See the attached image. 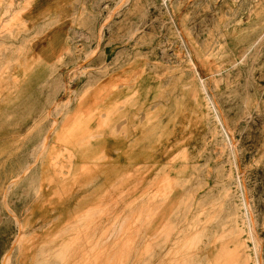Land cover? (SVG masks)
I'll use <instances>...</instances> for the list:
<instances>
[{"label":"rangeland","instance_id":"1","mask_svg":"<svg viewBox=\"0 0 264 264\" xmlns=\"http://www.w3.org/2000/svg\"><path fill=\"white\" fill-rule=\"evenodd\" d=\"M52 3L0 0V258L264 264V0Z\"/></svg>","mask_w":264,"mask_h":264},{"label":"bare ground","instance_id":"2","mask_svg":"<svg viewBox=\"0 0 264 264\" xmlns=\"http://www.w3.org/2000/svg\"><path fill=\"white\" fill-rule=\"evenodd\" d=\"M125 1V0H124ZM128 1V0H127ZM119 2V1H118ZM125 3V2H124ZM123 3V4H124ZM37 5H38V7H37V10L38 11H40V12H46V11H48L49 9H51L52 8V5H54V3H52V0H37ZM121 5V4H120ZM125 5H126V3H125ZM124 6V5H123ZM119 5H117L116 7H114V9L111 11V13H110V15H109V17L108 18H106V20H104V22H103V24L100 26V31L99 32H102L103 31V29L105 28V27H107L106 25L107 24H109V21H110V19H111V17H113L114 16V14H116V12H118L119 11ZM102 34V33H101ZM100 34V35H101ZM78 36V35H77ZM100 37V36H99ZM102 37V36H101ZM192 62V61H191ZM102 66V65H101ZM75 70V69H74ZM202 78V77H201ZM200 79V78H199ZM201 80V79H200ZM114 84V83H113ZM113 84H111L112 86H110V88L109 89H114V87L115 86H117V85H113ZM202 84L204 85V81L202 80ZM108 89V88H107ZM108 92H110V91H108ZM102 91H100V93H98V91H96V95H94L95 97H98V96H100V95H102ZM98 94V95H97ZM74 95H75V93H74ZM101 97V96H100ZM213 98V97H212ZM94 100H95V98H94ZM59 101V100H58ZM57 101V102H58ZM91 101H92V99H91ZM62 102V101H61ZM89 102H90V100H89ZM94 102V101H93ZM114 102V101H113ZM59 103V102H58ZM57 103V104H58ZM61 104V103H60ZM62 105V104H61ZM67 105V103H65V106ZM90 105H91V103H90ZM89 105V106H90ZM63 106V105H62ZM68 106V105H67ZM59 107V106H58ZM92 107V106H91ZM51 108V107H50ZM44 112V111H43ZM59 113V112H58ZM215 113H216V115H217V117L219 118V119H222L223 120V118H222V116L219 114V112L216 110L215 111ZM56 114H57V111H56ZM55 118V117H54ZM76 118V117H75ZM147 123L148 124H146L145 125V127H144V133H145V137L144 138H146V139H148V136L150 135V133H149V131H150V124H151V119H149V121H147ZM33 126V125H32ZM105 126L107 127V130H109L108 132H111V128L109 127L110 126V124H108L107 122L105 123ZM68 127V126H67ZM57 129V132H58V126H56V125H53L51 128H49L46 132H45V136H44V138L42 137V140L40 141V143L38 144V146H37V148H35L34 149V153L35 154H37V155H39V154H41L42 155V152H43V150H44V148L45 147H47V150H46V154H48L49 155V153H51L52 152V150L49 148V144H50V142H51V139H52V136H54L55 138H57V132L55 131ZM63 130V129H62ZM85 131H87V130H85ZM56 132V133H55ZM82 132V131H81ZM60 133V132H59ZM83 133V132H82ZM109 134L110 133H108L107 135H104V136H102V138L99 140V141H106V139H108V136H109ZM115 134V133H114ZM148 135V136H147ZM84 137H86V135L84 134L83 135ZM77 137H78V135H77ZM111 137V136H110ZM75 139H76V137H75ZM62 140H64V139H62ZM67 140V139H66ZM234 146V145H233ZM75 148V147H74ZM76 150V149H75ZM73 152V151H72ZM75 152V151H74ZM90 152V151H89ZM92 154V153H91ZM100 154H102V153H100ZM71 155H72V153H71ZM77 155H79L78 153H77ZM87 156H88V153L86 154ZM90 155V154H89ZM40 156V155H39ZM84 156V155H83ZM94 156H95V154H94ZM35 157V158H34ZM34 157H32V158H34V159H32L31 161H29L28 163H26L25 165H23V167H21V169L19 170V174H26V173H28V172H33L34 171V169H35V165L33 164L35 161H37V156H34ZM79 157V156H78ZM86 157V156H85ZM91 158L90 159H92V158H94L93 157V154L90 156ZM88 158H89V156H88ZM104 158V157H103ZM89 159V160H90ZM33 162V163H32ZM55 162V161H54ZM53 165V164H52ZM84 165H86V164H84ZM35 166V167H34ZM82 166V165H81ZM34 167V168H33ZM45 166H43V167H41L40 169L41 170H44L45 168H44ZM39 169V170H40ZM81 169V168H80ZM83 169V168H82ZM88 169V168H87ZM31 170V171H30ZM84 170V169H83ZM55 171V170H54ZM88 171V170H87ZM17 176V175H16ZM19 176V175H18ZM20 177V176H19ZM23 177V176H22ZM16 178V177H15ZM12 179V178H11ZM14 179V178H13ZM12 179V181H16V179L15 180H13ZM239 180H241L240 179V174H239ZM12 181L11 182H9L8 181V183L9 184H7L6 185V187L7 188H10V186L12 185ZM15 183V182H14ZM240 183H241V181H240ZM242 184V183H241ZM5 187V188H6ZM6 188V189H7ZM8 190V189H7ZM7 193V192H6ZM243 193H244V191H243ZM4 196H6V195H4ZM5 198V197H4ZM5 202H6V200H4ZM237 207V206H236ZM6 208V207H5ZM9 209V208H8ZM248 207H247V211H248ZM10 212H11V214L15 217V220L17 221V223H18V231H17V234H16V236H15V238H14V241L12 242V244H11V247H8V249L4 252V254H3V256H2V258L0 259V264H8L10 261H12L11 259H12V251L11 250H13V249H15L17 246H18V244H17V242L18 241H21L20 243H22V246H23V240L25 241V239H22V237L21 236H23V235H25V233L23 232L24 230L23 229H21L23 226H22V224L20 223V221L17 219V217H16V215H15V213L13 212V211H11L10 210ZM248 213V212H247ZM249 227V226H248ZM24 233V234H23ZM255 235H257L256 233H254V229L251 227L250 228V230H249V237L253 240V249H254V253H255V257H254V263L255 264H261V259L259 258V255H258V249H257V244H256V242H255ZM24 237V236H23ZM239 238V237H238ZM257 238V237H256ZM251 240V241H252ZM172 241V240H171ZM239 241V247H241L242 246V242L240 241V240H238ZM15 242H16V246L14 245L15 244ZM18 248V247H17Z\"/></svg>","mask_w":264,"mask_h":264},{"label":"crops","instance_id":"3","mask_svg":"<svg viewBox=\"0 0 264 264\" xmlns=\"http://www.w3.org/2000/svg\"><path fill=\"white\" fill-rule=\"evenodd\" d=\"M15 215H16V214H15ZM13 217H14V216H13ZM16 217H17V216H16ZM14 218H15V217H14ZM17 219H18V218H17ZM17 231H18V228H17ZM17 231H16V233H15V236H16V234H17ZM15 236L13 237V239H12V241H11V243H10V245H9L8 247H11V244H12V242L14 241ZM7 249H8V248H7ZM7 249H6V250H7ZM14 250H15V249L11 250V251H12V258H13V259H14ZM3 254H4V253H3ZM2 256H3V255H2ZM2 256H1V258H2ZM41 257H47V255H46V256H45V255L43 256V254H42ZM1 258H0V259H1ZM13 263H14V262H13ZM15 264H19V262H18V263H15Z\"/></svg>","mask_w":264,"mask_h":264}]
</instances>
